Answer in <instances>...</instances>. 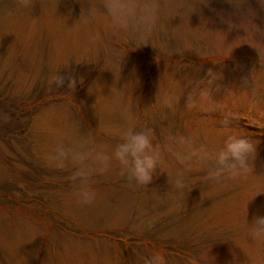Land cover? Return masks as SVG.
<instances>
[{"label": "rangeland", "instance_id": "rangeland-1", "mask_svg": "<svg viewBox=\"0 0 264 264\" xmlns=\"http://www.w3.org/2000/svg\"><path fill=\"white\" fill-rule=\"evenodd\" d=\"M130 2L136 15L121 30L103 0H0V264H143L155 251L168 264H264V245L247 237L248 221L264 215V114L249 108H264V0ZM209 69L221 76L222 110L184 112ZM57 74L74 77L75 91L68 80L50 87ZM229 113L255 151L253 171L224 186L193 170L176 189L182 166L165 152L150 185L114 164L93 176L94 203L80 206L73 169L45 160L60 142L110 153L129 127H151L163 146L190 134L217 147Z\"/></svg>", "mask_w": 264, "mask_h": 264}, {"label": "clouds", "instance_id": "clouds-1", "mask_svg": "<svg viewBox=\"0 0 264 264\" xmlns=\"http://www.w3.org/2000/svg\"><path fill=\"white\" fill-rule=\"evenodd\" d=\"M31 6L32 0H18V7ZM103 6L111 18L112 25L121 30H127L130 19L136 15V6L130 0H103ZM153 25L154 18L152 24L146 27V31H150ZM220 79L218 73L209 69L207 76L196 81L186 93L184 112L191 113L196 109L205 112L222 110L220 102L213 97L214 89L217 92L220 90L221 86L217 83ZM66 80L69 90L66 93L70 94L77 87L74 77L57 74L53 75L48 83L50 87L60 90L65 87ZM182 96L173 97L171 101V105H174L177 111ZM249 108L264 114V108L257 104H251ZM230 115L229 113L223 121L224 127L229 129L223 143L213 148L204 144L197 145L190 134L180 136L174 146H163L157 141L151 127H143L140 130L129 127L121 131L120 142L110 153L90 150L87 142L83 140L73 141L70 147L60 142L46 154L45 160L58 170H66L69 167L73 169L68 179L72 185L73 195L77 198L76 202L80 206L94 203L97 194L92 186L93 176L106 174L114 164L119 166L120 174L126 176L130 183L136 186L150 185L158 170L165 172L163 169L165 152L170 153L182 166L174 181L176 189L182 190L185 187V173L193 170H203L207 181L214 186H224L228 181L246 178L253 171L251 161L255 151L249 140L239 137L230 130L228 118ZM247 237L256 245H264V215H257L251 222L248 221ZM142 262L168 264L164 253L160 251L143 257ZM187 264H199V260L191 257Z\"/></svg>", "mask_w": 264, "mask_h": 264}, {"label": "trees", "instance_id": "trees-1", "mask_svg": "<svg viewBox=\"0 0 264 264\" xmlns=\"http://www.w3.org/2000/svg\"><path fill=\"white\" fill-rule=\"evenodd\" d=\"M17 139H18V137H17ZM12 141V140H11ZM12 149V148H11ZM13 151H15V148L14 149H12ZM17 153V152H16Z\"/></svg>", "mask_w": 264, "mask_h": 264}]
</instances>
